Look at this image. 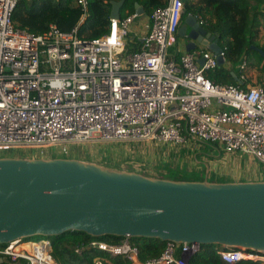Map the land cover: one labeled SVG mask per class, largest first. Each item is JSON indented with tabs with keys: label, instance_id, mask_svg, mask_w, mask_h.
I'll return each instance as SVG.
<instances>
[{
	"label": "built area",
	"instance_id": "2783aa9c",
	"mask_svg": "<svg viewBox=\"0 0 264 264\" xmlns=\"http://www.w3.org/2000/svg\"><path fill=\"white\" fill-rule=\"evenodd\" d=\"M19 1L0 0V150L113 142L186 146L196 141L264 167V90L205 78L206 71L218 67L206 48L177 59L168 53L181 25L184 0H167L148 15V31L135 50L129 48L139 17L135 12L110 18L106 34L84 41L77 27L63 32L49 25L41 35L14 27ZM74 1L83 20L88 1ZM195 18L206 25L202 17ZM220 56L225 61L223 51ZM21 241L0 244V260L57 264L48 240L35 241L44 242L36 246ZM90 245L141 264L128 239L120 245ZM199 250L198 243H167L158 259L144 264H189ZM239 253L248 256L240 260H256L245 252L217 251L228 264L240 261L235 259Z\"/></svg>",
	"mask_w": 264,
	"mask_h": 264
},
{
	"label": "water",
	"instance_id": "95a60500",
	"mask_svg": "<svg viewBox=\"0 0 264 264\" xmlns=\"http://www.w3.org/2000/svg\"><path fill=\"white\" fill-rule=\"evenodd\" d=\"M123 3H111V19ZM177 35L186 52L207 48L224 64L217 35L194 16ZM69 231L264 255V182L175 181L75 159L0 158V244Z\"/></svg>",
	"mask_w": 264,
	"mask_h": 264
},
{
	"label": "trees",
	"instance_id": "16d2710c",
	"mask_svg": "<svg viewBox=\"0 0 264 264\" xmlns=\"http://www.w3.org/2000/svg\"><path fill=\"white\" fill-rule=\"evenodd\" d=\"M87 1L86 16L82 20V11L74 0H20L13 13L12 23L14 27L34 35L43 34L49 25H55L63 32H69L77 27L80 39L95 40L108 32L111 3L120 0ZM135 4L141 6L144 9V15L147 16L155 9L164 7L167 0H124L120 9V17L135 12ZM187 15L202 17L206 23L204 27L217 35L218 45L224 53V64L213 71H206L205 78L215 84L238 85L242 88L251 84V86H259L264 90V57L259 52L261 50L264 54V44L259 42L261 26L264 29V0H184L182 18ZM178 38L179 36L176 35L175 39ZM168 53L170 56L176 55L172 56L175 59L181 54ZM243 63L245 65L241 68ZM202 147L206 150L212 145L203 143ZM167 173L170 176L167 178L169 180H202V178L192 180L175 170H169ZM43 240L50 242L51 256L57 264H95L97 260L102 264H131L122 256H112L90 245L92 242L120 245L126 240L123 237L94 238L82 232L69 231L63 235ZM128 241L137 249V260L141 264L158 259L167 244L158 239L128 238ZM42 244L44 242H33V244L29 242L27 245ZM219 249L223 248L217 245H200V250L192 255L188 262L189 264H228L217 254ZM223 250L231 251V249ZM247 253L264 257L262 254ZM0 264L26 263L23 260L10 263L1 259ZM233 264L262 263L248 259Z\"/></svg>",
	"mask_w": 264,
	"mask_h": 264
},
{
	"label": "rangeland",
	"instance_id": "374dc122",
	"mask_svg": "<svg viewBox=\"0 0 264 264\" xmlns=\"http://www.w3.org/2000/svg\"><path fill=\"white\" fill-rule=\"evenodd\" d=\"M260 36L264 37V29L261 26ZM183 40V39H182ZM178 41H181L178 39ZM251 86V84H249ZM249 87V86H247ZM203 143L192 141L189 145L179 146L174 144H162L156 142L141 143H87L72 145L69 147H44V148H21V150H0V157H14L25 159H75L92 162L101 166L116 169L119 171L136 172L145 176L155 178H170L167 171L175 170L188 178L197 179L206 170V167H213L222 170L224 173H216L214 179H232L236 181L252 180V182H264V168L254 166L249 158L227 159L224 154L216 156L211 147L204 150ZM214 147V146H213ZM211 148V149H210ZM205 152V154H203ZM238 155V154H235ZM240 156V155H238ZM224 157V158H223ZM226 158V159H225ZM236 162V163H235ZM221 163H227L226 169ZM202 167V168H200ZM221 167V168H220ZM212 173V172H211ZM205 179V177H204ZM189 179H183L186 181ZM31 238L25 241L35 242L43 237ZM39 239V240H36ZM256 259L264 264V259Z\"/></svg>",
	"mask_w": 264,
	"mask_h": 264
},
{
	"label": "crops",
	"instance_id": "0c3cea01",
	"mask_svg": "<svg viewBox=\"0 0 264 264\" xmlns=\"http://www.w3.org/2000/svg\"><path fill=\"white\" fill-rule=\"evenodd\" d=\"M149 24L150 23H149V20H148V15L147 16L146 15L139 16L135 20V22L132 25V35H131V38H132L133 42H131V44L129 45V48L130 49L135 50V49L139 48L138 47V40L140 39V37H142L143 35L146 34V32L148 31V28H149ZM133 34H135L134 37H132ZM178 39H180L181 41H178ZM178 39H174V42L172 43L171 48L169 49V52H171L172 54L177 53V52L182 54V53L186 52L185 45H186L187 42L185 40H182L180 37ZM259 42L261 44H264V37L260 36ZM171 56H176V55H171ZM211 148H213L212 149V152H217L216 153V156L217 157H220L221 155L224 156V152H222L221 149L218 146H214V147L212 146ZM225 157L227 159H230V158L237 159L238 157H241V156H238V155H235V154H231V155H225ZM241 158H247V157H241ZM59 159H61V158H59ZM249 162L250 163L252 162L251 164H253L254 166H257L258 167L257 170H260V168H264L262 165H260L259 163L255 162L252 159H249ZM221 164H223L222 168L223 167L225 169L227 168L226 167L227 163H221ZM200 168H202V167H200ZM221 172L224 173L222 170H219V169L216 170L212 166L211 167H206V170L204 172L202 171V173L200 174V176H198V178L199 179H201V178L203 179L204 177H207V180L208 181L214 182V183H244V182H252V180L236 181V180H232V179H228V180H225V179H217L215 177H213L214 179H212V180H209L208 179V177L212 176V174L214 176H216V177H219V176L216 175V173L220 174ZM196 181H199V180H196Z\"/></svg>",
	"mask_w": 264,
	"mask_h": 264
},
{
	"label": "bare ground",
	"instance_id": "6f19581e",
	"mask_svg": "<svg viewBox=\"0 0 264 264\" xmlns=\"http://www.w3.org/2000/svg\"><path fill=\"white\" fill-rule=\"evenodd\" d=\"M0 158H2V157H0ZM33 159V158H32ZM40 159H44V158H40ZM52 159H54V158H52ZM44 160H47V159H44ZM145 176V175H144ZM147 177H149V176H147ZM150 178H155V177H151L150 176ZM158 179V178H157ZM15 241H17V240H15ZM14 242V241H13ZM17 243V242H16ZM21 243H24L23 245H26V244H28L27 242H25V241H21ZM31 244H33V242H31ZM248 256L247 255H245V254H242V253H239L237 256H235V259L236 260H240V259H244V258H247ZM250 258H253V259H257V257H254V256H251Z\"/></svg>",
	"mask_w": 264,
	"mask_h": 264
},
{
	"label": "flooded vegetation",
	"instance_id": "af4514ba",
	"mask_svg": "<svg viewBox=\"0 0 264 264\" xmlns=\"http://www.w3.org/2000/svg\"><path fill=\"white\" fill-rule=\"evenodd\" d=\"M182 21H183V18H182V20H181V25H182Z\"/></svg>",
	"mask_w": 264,
	"mask_h": 264
}]
</instances>
